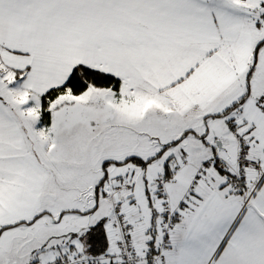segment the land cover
I'll list each match as a JSON object with an SVG mask.
<instances>
[{"label":"snow or ice","instance_id":"obj_1","mask_svg":"<svg viewBox=\"0 0 264 264\" xmlns=\"http://www.w3.org/2000/svg\"><path fill=\"white\" fill-rule=\"evenodd\" d=\"M0 264H264V0H0Z\"/></svg>","mask_w":264,"mask_h":264}]
</instances>
